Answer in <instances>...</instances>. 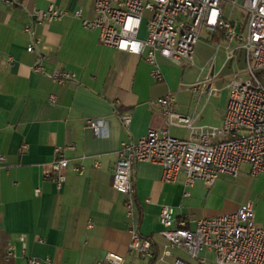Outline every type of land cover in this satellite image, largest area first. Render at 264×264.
Segmentation results:
<instances>
[{"label":"crops","instance_id":"1","mask_svg":"<svg viewBox=\"0 0 264 264\" xmlns=\"http://www.w3.org/2000/svg\"><path fill=\"white\" fill-rule=\"evenodd\" d=\"M94 3L24 0L21 6H7L0 0V156L5 159L0 169V264H25L27 259L40 264H97L108 253L125 258L124 264H162L157 261L166 244L157 221L162 207L170 208L176 220L187 218L190 229L197 220L238 208L239 204L230 209L209 207L210 197L224 187L228 196L230 176H220L210 187L196 181L188 188L183 175L167 184L160 166L138 163L132 177L133 210L127 216L125 197L111 188L115 154L123 142H136L151 129L163 130L161 110L154 102L168 93L174 97L180 93L163 75L165 64H173L158 58L163 81L155 83L151 67L142 59L103 47L99 30L82 26L83 20L95 19ZM49 6L67 11L68 16L36 27L33 36L25 34L29 14ZM75 11H81V19L73 17ZM29 46L34 53L27 52ZM222 53L226 65V52ZM194 55L195 48L193 62ZM40 56L43 70L37 73L34 67ZM60 71L73 78L56 84L51 74ZM191 94L201 108L187 111L176 103L177 112L191 117L198 131L220 128L228 93L215 110L209 105L210 94ZM122 115L130 116L128 128L122 125ZM87 120L105 122L101 137H93ZM169 133L177 138L189 136L174 129ZM56 150L65 159L75 160L65 170L60 190L41 175V166L53 160ZM73 166L80 167L81 173L74 172ZM256 202L255 223L264 228V195ZM132 230L150 240L151 258L127 255ZM10 246L15 257L6 262ZM202 256L206 264H212V255ZM173 258L190 262L184 251L171 250V258L163 264H173Z\"/></svg>","mask_w":264,"mask_h":264},{"label":"built area","instance_id":"2","mask_svg":"<svg viewBox=\"0 0 264 264\" xmlns=\"http://www.w3.org/2000/svg\"><path fill=\"white\" fill-rule=\"evenodd\" d=\"M7 6H21L24 0H3ZM95 19L82 21L85 29L99 30V43L142 59L151 67L150 78L163 81L158 64L161 58L173 65L192 62L194 48L201 34L215 42L216 52L223 48L226 62L236 65L235 53L242 52V69L236 70L228 84V99L221 126L210 133L198 131L193 119L176 110L172 93L154 103L161 110L164 129L149 130L136 142H123L116 152L111 188L125 197L127 216L133 210V169L138 163L160 166L162 180L174 184L184 176L185 187L196 181L210 187L222 175L235 178L243 167L251 177L264 175V0H95ZM74 18L81 19V11ZM68 12L54 6L33 10L30 23L23 32L33 36L36 27L61 22ZM234 17V18H232ZM143 21L146 34L140 37ZM27 52L34 53L33 46ZM39 57L34 71L42 72ZM200 73L197 81L186 88L193 94L214 93V77ZM73 78L66 72H55L51 79L63 85ZM123 127L131 122L122 115ZM86 128L99 138L106 129L102 120H87ZM187 132L188 138H177L169 133ZM210 138L217 141L211 142ZM24 149V148H23ZM75 160L65 159L55 151L53 160L41 166L44 180L51 181L60 190L65 182V170ZM5 159L0 156V169ZM97 168V163H94ZM80 174L81 168L72 167ZM37 190L34 191L36 196ZM185 197L189 194L185 193ZM159 236L165 247L158 257L159 263L171 258V250H182L190 262L173 258V264H206L202 254L212 255V264H264V229L255 223L252 203H246L228 214L197 220L189 228V220H176L168 207H162L158 216ZM21 245L24 237L18 238ZM128 256L152 257L150 240L142 238L136 230L130 232ZM15 257L14 248L5 251L6 262ZM125 258L108 253L97 264H124ZM25 264H40L27 259Z\"/></svg>","mask_w":264,"mask_h":264},{"label":"rangeland","instance_id":"3","mask_svg":"<svg viewBox=\"0 0 264 264\" xmlns=\"http://www.w3.org/2000/svg\"><path fill=\"white\" fill-rule=\"evenodd\" d=\"M144 24L145 21H143L140 32L141 38H143L146 34ZM217 46L218 45L210 42L208 39L206 40V34L202 33L195 46L194 62L183 61L180 65L165 64L163 71L164 78L170 86L174 85L176 88L178 87L177 90L180 94L175 96V100L177 105L181 108L187 111L201 108V103L197 102L195 99L196 97L194 98L195 95H192L185 90L197 81L202 70V76L206 73H209L210 75L213 70L214 87L216 91L210 94L211 98H209V105H211L215 110L217 109L221 99L227 96L228 84L231 82L234 72L242 69V52L237 51L235 53L237 58L236 65L232 62H228L224 65L222 52L225 50L221 48L219 53L215 54V47ZM214 55H216V57L212 61ZM185 62L187 64H185ZM223 65L224 69H222ZM262 80L264 82L263 76ZM228 185H231L228 196H224V187L221 191H219V193H214L213 196L210 197L209 207L213 205H220L222 207L225 206L226 209H230L231 207H235L237 204L240 206L246 203H253L255 213L259 211L256 201L260 195H264V175L259 174L251 177L249 175L248 168H245V170L235 180L231 177L228 181ZM257 214H259V212Z\"/></svg>","mask_w":264,"mask_h":264}]
</instances>
